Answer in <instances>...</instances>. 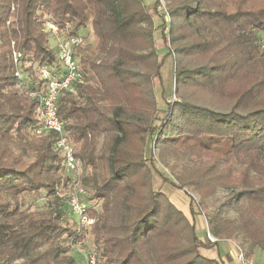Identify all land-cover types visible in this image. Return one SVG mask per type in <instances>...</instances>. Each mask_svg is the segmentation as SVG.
I'll return each instance as SVG.
<instances>
[{"label": "trees", "instance_id": "obj_1", "mask_svg": "<svg viewBox=\"0 0 264 264\" xmlns=\"http://www.w3.org/2000/svg\"><path fill=\"white\" fill-rule=\"evenodd\" d=\"M162 1L149 9L144 0H0V264H77L70 247L86 232L76 217L66 220L63 156L51 133H38L45 81L37 69L60 71L46 20L81 39V80L60 93L57 110L90 169L83 204L97 264H223L201 253L213 245L194 221L153 191L146 164L154 159L127 151L134 138L161 158L171 152L180 171L172 165L173 181L157 172L200 203L228 191L207 216L208 233L242 235L264 253V227L255 226L264 217V0ZM88 25L93 43L79 33ZM166 56L175 99L161 110L154 81ZM101 136L111 137L97 150ZM42 194L47 210L24 209L26 197Z\"/></svg>", "mask_w": 264, "mask_h": 264}, {"label": "rangeland", "instance_id": "obj_2", "mask_svg": "<svg viewBox=\"0 0 264 264\" xmlns=\"http://www.w3.org/2000/svg\"><path fill=\"white\" fill-rule=\"evenodd\" d=\"M150 9L153 5L154 0H144ZM161 7H164V2L160 0ZM46 22H48L46 20ZM46 22L43 25V30L47 37H49L50 41L52 40L51 33L46 28ZM66 29L68 26L65 27ZM89 25L85 28H80L79 33L83 36L84 41L86 43H93L94 39L90 34ZM63 33L65 30L61 29ZM159 36V35H158ZM157 36V37H158ZM52 47H54V43H50ZM160 44V41H159ZM13 54L15 52L14 42L12 41L10 45L7 46ZM5 47L4 49H6ZM3 49V50H4ZM160 54H164L165 51L159 50ZM163 66L160 70V81H154V93L158 102L159 109L163 110L166 106L167 102H172L175 99V90H174V81H173V72H174V63L173 58L170 56H166L164 58ZM157 115L161 116L162 112L158 111ZM111 136L107 137H99L97 140V150H99L103 143L110 140ZM147 140L144 138H134L127 144L128 152H139L143 151L145 156H152L155 164L151 166L150 162H147V166L151 169L152 172V189L153 191H158L162 193L167 200L174 205L178 210H180L184 215L187 216L189 220L194 221L196 226L197 235L202 241L212 243L213 246L209 249H201V253L209 258H213L216 260H220L216 257V252L218 248L222 249L221 253L225 256L228 264H239L237 263V255L240 253L244 255V258L251 262L252 264H264V253L260 248L252 247L249 248V242L244 241V237L242 235L237 237H232L230 239H217L214 238L208 231H205L207 216L211 215L217 211H220V206L223 205L226 194L228 191L224 189L218 188L214 195L200 203V197L195 194L191 189L186 188L184 190H178L174 186H172L168 182H163V178L160 175L170 179L173 181L172 177V165L175 166L174 172L180 171L182 164L179 161H174V157L171 152H165L161 154L164 158L160 157V150L154 148V145H151L146 142ZM76 151H79L78 146L75 147ZM161 173L159 175V173ZM90 169L88 167L84 168V164L79 163L78 169L75 172L67 173L69 183L67 187L63 189L62 192L59 193L61 196V200L63 203V210L65 211L66 220L69 221V225L71 226L73 223V219L75 220V215L71 211V207L69 205V197L71 194L77 192L79 200L83 203L85 200L89 199L92 195L91 188L88 185L83 183L86 175H89ZM29 212H41L48 209L46 199L44 195H40L38 197H26L25 199V208ZM224 216L237 219V213L235 211H231L228 208H224L221 211ZM197 221H201L202 224L197 225ZM198 226V227H197ZM255 226L262 228L264 227V217H258L255 220ZM86 229L85 236L78 240L77 243L72 244L70 247V255L74 259L77 264H86V254L90 252H95L93 237L91 236V230L89 226H84ZM245 242V243H243ZM232 243V244H231ZM232 245V248L235 249V257L229 255V247ZM96 253V252H95ZM221 261V260H220ZM246 261V262H247ZM223 263V262H222ZM224 264V263H223Z\"/></svg>", "mask_w": 264, "mask_h": 264}, {"label": "built area", "instance_id": "obj_3", "mask_svg": "<svg viewBox=\"0 0 264 264\" xmlns=\"http://www.w3.org/2000/svg\"><path fill=\"white\" fill-rule=\"evenodd\" d=\"M46 28L51 33V38L54 42L60 71H50L46 68L37 69L40 79L45 81V90L38 96V112L42 125V129L38 133L43 130L53 135L55 149L61 152L63 156L64 170L66 173H71L78 169L80 161L75 157L74 147L67 138L63 122L59 117L57 100L62 91L69 90L74 83L81 80L79 61L76 55L81 39L77 36H67L57 25L50 21L46 22ZM19 57V54L14 53V62ZM15 74L20 78L18 72ZM69 205L80 225L89 226L93 223V220L86 213L84 204L79 200L77 192L70 195ZM236 259L239 264H252L241 253L237 255ZM85 260L86 264H97L96 253L90 252L86 254Z\"/></svg>", "mask_w": 264, "mask_h": 264}, {"label": "crops", "instance_id": "obj_4", "mask_svg": "<svg viewBox=\"0 0 264 264\" xmlns=\"http://www.w3.org/2000/svg\"><path fill=\"white\" fill-rule=\"evenodd\" d=\"M196 223H197V225L202 224L201 221H197ZM206 225H207V223H206ZM197 227H198V226H197ZM206 230H207V228L205 227V231H206ZM207 231H208V230H207ZM196 234H197V232H196ZM197 235H198V234H197ZM198 236H199V235H198ZM231 244H232V243H231ZM221 250H222V249L218 248L217 252L215 253V254H216V257L219 258L224 264H228V262H227L225 256L222 255ZM235 253H236L235 249H233V248H232V245H230V247H229V255L231 256V259H232V256L235 257Z\"/></svg>", "mask_w": 264, "mask_h": 264}]
</instances>
